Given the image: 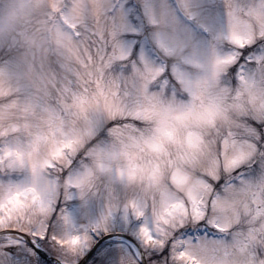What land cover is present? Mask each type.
<instances>
[{
	"label": "clouds",
	"instance_id": "clouds-1",
	"mask_svg": "<svg viewBox=\"0 0 264 264\" xmlns=\"http://www.w3.org/2000/svg\"><path fill=\"white\" fill-rule=\"evenodd\" d=\"M193 2L0 0V249L264 261V0Z\"/></svg>",
	"mask_w": 264,
	"mask_h": 264
},
{
	"label": "snow or ice",
	"instance_id": "snow-or-ice-1",
	"mask_svg": "<svg viewBox=\"0 0 264 264\" xmlns=\"http://www.w3.org/2000/svg\"><path fill=\"white\" fill-rule=\"evenodd\" d=\"M180 2L184 15L190 20H195L198 13L195 10L193 0H180ZM145 7H149L147 2ZM128 30L130 33L137 31L134 26H129ZM236 39L239 40L240 38L236 37ZM72 240L76 242L78 237L74 236ZM44 248H46L44 233L34 234L33 238H25L23 240L15 235H8L6 244L0 249V259L5 264H42V260L45 258ZM250 264H255V261H250ZM260 264H264V261H261Z\"/></svg>",
	"mask_w": 264,
	"mask_h": 264
}]
</instances>
